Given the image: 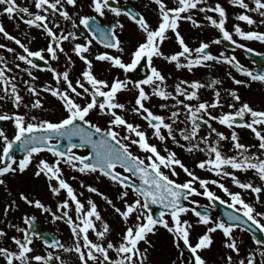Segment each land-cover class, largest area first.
I'll list each match as a JSON object with an SVG mask.
<instances>
[{"label": "snow or ice", "instance_id": "obj_1", "mask_svg": "<svg viewBox=\"0 0 264 264\" xmlns=\"http://www.w3.org/2000/svg\"><path fill=\"white\" fill-rule=\"evenodd\" d=\"M157 5L158 22L156 27H152L143 14L132 9H125L119 6H113L110 0H90L89 7L98 15L105 16L106 12L113 13L116 17L124 15L132 20L138 29L142 32L144 39L139 42L130 55L129 62H125L121 55H112L110 52L96 54L94 59L100 62H108L112 67L121 69L125 73L123 79L113 78L111 83L105 79H100L94 74L93 60L90 46L93 39H86L84 43H75L72 52L84 63L85 68L80 76L75 80L70 79L68 70L58 71L48 64L46 69H41V65L35 62V58L40 61L46 59L56 61L59 59L58 53H63L64 48L61 46L63 41L75 40L77 38V29L80 25L91 34V37L99 40L105 48L116 49L123 53L124 47L122 41L116 32V28H123V24L117 21L116 25L108 29L99 24H94L96 17L84 15L79 17V25L73 16L69 14L66 5L78 7V0H33L34 7L38 12L30 11L28 6H21L17 0H0L3 5L2 14H6L9 19H19L23 23L42 29L49 37V43L46 48L31 50L29 46L16 36L11 35L0 22V34L6 39L13 41L22 49V53L15 55L16 60L24 62L29 67L21 69L26 72L30 80H24L26 90L34 97H37L31 103L32 109L43 107L42 100L39 98L40 91H44L57 98L62 103L65 115L57 122L48 119H38L36 116L27 118L25 114L13 112L12 114H0V120H11L14 124L15 133L10 138L5 130L0 129V177L5 174L23 173L32 162L33 157L42 151L51 153L55 160L49 163L46 160H39L36 165L35 175L44 174L49 181L55 180L56 185H49L53 194H59L65 190L67 197L57 205L60 214L57 215L52 209L46 206L39 199H29L23 193L20 199L26 204L42 210L45 213H52L53 219L64 220L71 226L70 231L74 237V247H65L59 239L46 238L43 234L37 232L34 228L35 216L25 214L22 217L26 227H18L16 231L22 233V236L11 237V240L17 246L16 250H9L6 247H0V256L6 259V264H52L53 260L59 261V264H65L60 256H54L52 251L46 255H32L33 241L39 238L48 248H60L66 253L75 251L78 255L80 264H146L147 249L141 250V242L151 246L148 240L149 234H155L158 227H163L174 237V244L177 249L181 248L180 241L190 250L191 255L187 261L182 259L183 251L180 252V264H207L206 259L202 256V251L207 250L213 243L212 233L217 230L222 231L226 237L225 247L232 252L239 254V245L233 233L235 229L245 226L246 230L264 231V212L256 211L253 204L247 202L241 192L230 191L224 183L216 179L201 178L189 169L178 157L176 152L164 148L166 154H161L156 144L149 142L148 134L141 129L139 124L129 122L121 111L125 109V104L118 101V94L122 91L129 90V85L137 91L135 104L132 111L142 117L152 129V136L161 142L169 138L174 144L186 151L194 150L207 152L208 158L200 160L196 167L215 173L216 176L231 177L232 183L240 189L250 191L254 194L257 201L261 200V194L264 193V184L254 185L250 180L241 181L232 170L247 172L252 170L256 173L260 181L264 182V155L250 153L249 149L254 147L240 142L235 127H244L249 129L258 141L257 152L264 153V110H256L247 102H241V97L236 90H229L227 95L232 98L231 103L227 104L230 111L221 112L219 115H213L210 109L223 108L221 92L217 88L214 91V99L211 103L202 101L199 95V89L203 87H214L222 82L213 80L210 84L205 85L197 80L191 82L186 80L179 81L174 91H168L167 77L153 64V57H160L167 62H174L176 68H187L192 70L195 66L206 65L207 62L213 61L221 64H227L250 78L251 81L264 82V69H251L245 67L236 58L235 55H226L221 52L219 55H213L209 51V43L201 41L195 48L190 47L181 35L179 24L181 21H189L197 27L202 25L194 19L196 10L200 13H216L218 16L205 15L206 21L220 32V37L216 38L213 43L229 41L246 52L251 53L254 49L247 47L244 43H238L234 36L242 40H256L264 42V32L250 30L245 31L239 23L233 25L232 31L226 27L228 19L226 9L216 3L214 6L208 5L207 0H176L173 7H169L165 0H154ZM233 6H238L242 11L236 19L246 22L248 25L257 24L250 12L258 13L261 19L260 25H264V0H252L254 7L246 0H229ZM203 5V6H202ZM51 14V19L49 18ZM59 16L65 21H70L72 31H65L57 22ZM51 25V26H50ZM59 29V33L54 31ZM171 31L178 43L180 50L170 55H165L161 51V45L168 39V32ZM0 49L15 53V49L0 44ZM47 53V57L45 55ZM264 56V53H258ZM66 56L68 67L74 63L71 56ZM183 58V62L182 59ZM147 60L149 74L140 80L130 79L127 74L136 70L142 60ZM15 67L20 69V64ZM32 69H41L50 71L53 74L55 86L46 84L42 89H38L34 81L37 77L33 74ZM12 71L7 66V61L0 56V91L4 96L0 99L8 98L15 108L23 104V97L15 83L16 77L9 76ZM231 76V73H228ZM235 84H245L246 81L232 77ZM146 86L151 88V92L146 91ZM79 89V90H78ZM159 97L164 103L160 108H174L168 117L154 113L146 102L153 97ZM184 99H180V97ZM76 98H84L85 103L77 102ZM175 100L174 104H168L169 99ZM195 100L196 103H192ZM239 106L237 107V104ZM99 109L101 113L109 116L108 127L101 128L88 119L90 112ZM185 116L183 123L185 127H175L176 122L180 119L181 112ZM207 117V119H205ZM250 117V119H246ZM201 121L208 126L206 135H200ZM210 121H217L219 124L232 129L231 141L233 148L236 150L235 155H225L219 146L221 140L228 139L224 133L218 132L211 126ZM117 128H123L126 135L121 136ZM163 130H166V134ZM215 134V140L210 138ZM177 135L186 144H181ZM79 137V143H73L72 138ZM97 137V138H94ZM135 137V138H133ZM66 138L68 143L65 148L61 147V140ZM55 141V142H53ZM127 141V143H125ZM201 144L204 145L201 148ZM130 145H136L140 150L147 153L146 158L142 159L134 155L130 150ZM14 146L19 152L24 153L22 158H16L13 152ZM90 147L91 150L87 155H78L73 152L74 148ZM147 161V162H146ZM64 163L80 173H95L99 171L112 182L122 188L120 199L124 202L123 210L116 207L112 200L104 193L99 192L97 188L88 185V191L101 195L102 198L111 205L114 211L125 221V230L121 234L118 244H113L107 240L110 232L109 224L103 220L97 204L88 199L87 207L78 198L74 188L63 178V172L60 167ZM117 165L124 168L128 175L116 171ZM177 166L183 170L189 177L183 183H178L162 169H167L172 176H177ZM133 177L136 179L134 180ZM137 181H139L137 183ZM0 179V184H3ZM199 185V189L196 185ZM217 185L227 196L229 201H224L219 195L209 188V185ZM129 191L134 193V199L131 203L126 199ZM192 195L202 196L208 199L209 207H214L215 201L228 204V207L235 211L227 213L228 220H213L208 211H200L197 207H189L184 201L190 199ZM69 200L74 202L76 220L69 215L67 209L70 207ZM15 202H13L14 204ZM192 205H198L199 202L191 200ZM151 205H161L162 210L159 216L153 215ZM8 208H5V212ZM191 212L197 217V224L206 226V231L199 235L197 242H190V234L193 229L192 223L187 219H182V215ZM242 213V215H240ZM135 215L134 223H127L131 216ZM170 217L169 219H166ZM96 221L100 222V229L97 230ZM95 233L96 240L88 236L89 230ZM6 233L0 229V237H5ZM107 240L106 246L104 241ZM253 240L264 257V239L256 238ZM109 250H114L117 254L116 259H110ZM247 264H254V256L250 253L246 258ZM226 264H234L232 255L226 257ZM238 264H245L241 259Z\"/></svg>", "mask_w": 264, "mask_h": 264}, {"label": "flooded vegetation", "instance_id": "obj_2", "mask_svg": "<svg viewBox=\"0 0 264 264\" xmlns=\"http://www.w3.org/2000/svg\"><path fill=\"white\" fill-rule=\"evenodd\" d=\"M113 6H119L125 9H132L136 12L143 14L144 17L148 20L152 27L157 26L158 16H157V5L154 3V0H110ZM249 3L250 8L254 7L252 0H246ZM17 3L21 6H28L30 11L38 12L39 10L34 7L33 0H17ZM165 3L169 7H173L176 4V0H165ZM208 5L214 6L216 3H220L227 12L228 19L226 21V27L229 31H232L233 25L239 23L240 26L245 31L256 30L264 32V25L259 24V17L258 13L250 12L254 19L257 20V24L255 25H248L246 22L238 21L236 17L244 11L238 6H233L229 3V0H207ZM90 0H78V7L68 6L66 5L69 14L73 16V19L76 20V23L79 25V17L88 15V16H95L96 19L93 22L94 24H99L105 28H112L116 25L117 21L123 24V28H116V32L119 35L120 40L122 41V46L124 47V52L120 53L116 49H108L99 42V40L94 39L91 37V34L87 32L86 29L83 28L82 25L79 26L77 31V38L73 40H67L62 42V47L64 48L63 53H58L59 59L56 61H51L46 59L45 61H40L38 58H35V62L41 65V69H46L48 64H51L52 67L56 68L58 71L68 70L70 73V79L75 80L80 76V73L84 70L85 65L84 63L72 52V48L74 47L75 43H84L86 39H93V43L90 46L91 55L89 56L90 59L93 60L94 66V74L100 78L105 79L111 83L113 78L119 77L123 79L125 77V73L116 67H112L108 62H100L94 59L96 54L102 52H110L112 55H121L122 59L125 62H129L130 55L132 51H134L135 47L138 45L139 42H142L144 36L142 32L138 29L136 24L130 20L128 17L121 15L116 17L111 12H106V15L101 17L98 16L90 7ZM203 6V5H202ZM3 5H0V22H2L4 28L13 36L21 39V41L29 46L31 50H37L40 48H46L49 43V37L44 33L42 29H38L33 26H29L19 19H9L6 14H2ZM194 12V19H196L202 27H197L193 25L189 21H181L179 24V31L181 35L184 37L186 43L189 44L190 47H197L201 41L208 42L210 47L209 51L213 55H219L221 52H224L226 55H235L236 58L243 64L245 67L257 70V69H264V56L258 55V53H264V42L256 41V40H242L238 36H234V39L238 41V43H244L247 47L254 49L253 52L248 53L244 49H241L235 45H232L229 41H222L221 43H213V41L220 37V32L217 28L211 26L205 19V15H213L218 16L216 13L208 12V13H200L196 10ZM49 18L51 19V14H49ZM57 22L60 26L65 29V31H72V25L70 21H65L59 16L56 17ZM51 26V25H50ZM59 33V29H54ZM168 39H166L163 44L161 45V51L165 55H170L174 52L180 50L178 43L176 42L174 34L169 31L168 32ZM0 38L7 40L8 44L7 47H11L15 49V53L18 54L22 53V49L19 48L13 41L6 39L2 34H0ZM8 52V51H7ZM72 57L74 63L71 67H68L66 63V56ZM47 57V53H45ZM182 62H183V58ZM20 69L15 67L16 64L7 65L9 68L12 69L9 76H15L16 80L15 83L17 84L20 94L23 97V104L28 105V107L21 106L19 109L15 108L13 103L8 99H0V114L8 113L9 115L13 112H19L21 114H25L27 118L31 116H36L38 119H48L52 122H57L60 118L65 115L64 109L62 107L61 101L57 98L51 96L50 94L40 91L39 98L42 100L43 107L39 109H32L31 103L37 97L32 96L27 90L26 86L24 85V80H30V77L27 75L26 72L21 71V69L29 67L24 62L19 61ZM153 64L156 66L166 77L167 83V90L174 91L175 85L181 81H193L197 80L202 84L208 85L213 80H220L222 83L219 85H215L214 87H203L199 89V95L202 101H208L211 103L214 97L215 89H219L221 92L222 103L224 105L223 108H215L210 109L213 115H219L221 112L230 111L227 107L228 103L233 102L232 98L227 95L229 90H236L241 97V102H247L251 107L256 110H264V82L259 81H251L249 77L242 75L240 72L236 71L234 68L229 67L227 64H221L213 61H209L206 65L195 66L192 70H188L187 68H176L174 62H167L163 58L160 57H153ZM41 69H32L33 74L37 77L34 81L38 89H42L46 84H52L55 86V81L53 79V74L47 70ZM149 68L147 65V60H142L141 64L138 65L137 69L128 73L127 76L133 80H140L144 79L149 74ZM231 73V76L228 73ZM232 77L236 79L246 81L245 84H235L233 82ZM79 90V89H78ZM146 91L151 92V88L146 86ZM137 91L129 85V90L122 91L118 94V101L120 103L125 104V109L121 111V114L129 121L134 124H139L141 129L144 130L149 137V142L156 144L158 149L161 151V154H166L164 152V148L167 147L169 150L176 152L177 157L191 170H193L196 175L200 176L201 178L206 179H216L219 180L221 183H224L226 187L230 189V191L241 192L243 198L253 204L258 212H264V193L261 194V200L257 201L255 199L254 194L250 191L242 190L237 185L232 183L231 177H224V176H216L215 173L202 170L196 167L197 163L200 160L207 159L208 154L207 152H202L198 150H194L192 152H188L185 148H181L174 144L172 140L169 138L165 142H161L155 137L152 136V129L148 126L147 122L142 119L139 115L135 114L132 111V108L135 104V98L137 96ZM4 96V93L0 91V97ZM77 102L83 104L86 102L84 98H76ZM180 99H184V97H180ZM161 98L153 96L150 101L146 102L147 106L151 108L154 113L164 115L168 117L171 111H174V108H160V104L164 103ZM168 104H174L175 100L169 99L167 101ZM192 103H196L195 100ZM239 103L237 104V107ZM88 119H90L93 123L97 124L101 128L108 127V120L110 119L109 116L101 113L99 109H95L90 112ZM207 119V117H205ZM246 119H250V117H246ZM185 120V116L183 111L181 112L180 119L176 122L175 127H185L183 121ZM211 126L216 128L218 132L224 133L225 137L228 139L221 140L219 146L221 151L225 155H235L236 150L233 148L232 141L230 139L232 129L227 128L224 125L219 124L217 121H210ZM1 125H3V130H5L6 134L10 130L11 137L14 136L15 128L14 124L11 120H0V129ZM117 131L120 132L121 136L126 135V131L123 128H117ZM208 126L201 121V130L200 135H206L208 132ZM166 134V130H163ZM235 131L237 132L240 142L253 145L254 147L249 149L250 153H257L258 155H264V153L257 152L258 149V141L254 134L247 128L244 127H235ZM135 138V137H133ZM177 139L180 140L181 144H186L187 142L183 141L178 135ZM217 139L215 134L210 138V140ZM55 142V141H53ZM73 143H79V138H72ZM67 139L64 138L61 140L60 144L62 148L67 146ZM127 143V141H125ZM15 147V146H14ZM204 145L201 144V148ZM90 147L85 148H74L72 149L73 152L77 153L78 155H87L90 151ZM130 150L133 152L134 155L139 156L140 158L144 159L147 156V153L140 150L136 145H130ZM15 155L17 160L22 158L17 151H15ZM46 160L49 163H52L55 160V157L47 152L42 151L39 154H36L32 162L37 164L39 160ZM36 161V162H35ZM147 162V161H146ZM63 164V163H61ZM165 171L170 178L175 179L178 183H183L189 177L186 173L183 172L178 166L176 168V172L178 173L177 176H172L171 172L167 169H162ZM228 171H234L236 176L243 182L250 180L254 185L256 184H264V182L260 181L256 173L252 170L247 172L232 170L230 168L227 169ZM116 171L121 172L124 175H128L125 172L124 168L120 165H117ZM96 180H98L97 184H91L95 188L99 190V192L104 193L109 199L112 200L113 204L116 207H119L123 210L124 202L120 199V193L122 192V188L112 182L109 178L105 177L99 171L95 172ZM135 180L136 178L133 177ZM139 181H137L138 183ZM196 187L199 189V185L197 184ZM209 188L214 191L217 195L221 197L224 201H229L230 198L225 194L217 185H209ZM94 199H99L102 197L96 193L91 194ZM129 203L132 202L134 199V193L129 191L128 197L126 198ZM102 200H104L102 198ZM191 200H196L199 202L198 205H192ZM105 201V200H104ZM106 202V201H105ZM184 203L189 207H197L198 210L204 212L208 211L211 215L213 220L217 219H224L225 221L228 220L227 213L235 211L228 207V204L220 203V201H215L214 207H209L210 201L207 198L197 195H192L189 200L184 201ZM109 207L113 208L111 205L106 203ZM152 208L153 215L158 217L160 211L162 210L161 205H153ZM242 215V213H240ZM119 218L114 216L108 217V223L110 226V232L107 236V240H110L114 245L118 244L120 241L121 234L125 230V221L118 215ZM121 219V220H120ZM166 219L170 220V217L166 216ZM182 219H187L192 223L193 229L190 234V242L195 244L197 242V238L199 235H202L206 231V226L203 224H197V217H195L191 212L185 213L182 215ZM121 221L120 224L118 221ZM135 222V215L129 218L127 223L131 224ZM264 223V221H261ZM111 223H115L112 225ZM120 225V226H119ZM46 227V226H45ZM69 231L71 226L67 223L65 226ZM47 228V227H46ZM51 232H54L59 237L61 243H63V238H60L59 234L52 229L47 228ZM71 233V231H70ZM72 234V233H71ZM255 234L256 238L264 239V231H258L253 229L252 231L246 230L245 226H241L240 229L234 230V237L238 242L239 245V254L232 252L230 249L225 247L226 237L223 236L222 231L217 230L216 232L212 233L213 243L207 250L202 251V256L206 259L207 264H226V257L228 255H232L234 264H238V261L241 259L245 260V264H247L246 258L251 253L254 256V264H264V257H261L260 252L258 250L259 246H257L253 240V235ZM88 236L92 240H96L95 233L90 231L88 232ZM107 240L104 241L105 246ZM148 240L150 241L151 246H148L141 242L139 247L141 250L147 249V260L146 264H180V257L181 250L183 251L182 259L187 261L189 256L191 255L190 250L180 241L181 248L177 249L174 244V237L170 234L166 229L163 227H158V230L155 234H149ZM34 243L38 245L40 248L43 246L47 249L51 250H59L60 248L52 249L45 246L42 241L37 238L34 239ZM74 242L71 243V247H73ZM109 257L110 259H116L117 254L114 250H109ZM52 264L53 261H52ZM75 264H80L78 255L75 256Z\"/></svg>", "mask_w": 264, "mask_h": 264}, {"label": "rangeland", "instance_id": "obj_3", "mask_svg": "<svg viewBox=\"0 0 264 264\" xmlns=\"http://www.w3.org/2000/svg\"><path fill=\"white\" fill-rule=\"evenodd\" d=\"M0 44L7 46L8 41L0 38ZM15 55L16 54L7 52L6 49H0V56L7 61V65L21 63L16 60ZM8 131L7 135L11 137L10 130ZM0 147H2V143H0ZM36 165L37 164L31 162L29 167L23 173L18 171L15 174L9 173L0 177V179H3L4 181L3 184H0V229L6 233L5 237H0V247H6L9 250H16L17 246L11 240V237H20L22 236V233L17 232L13 225L26 227L23 223L22 217L27 214L29 216H35L39 222H44L47 228L57 232L60 238H63L64 246L70 248L71 243L74 242V237L65 227L67 224L64 220H55L53 219L51 212L45 213L40 209L26 204L20 199L21 193L28 196L29 199H39L46 206L50 207L53 212H56L57 215L60 213V210L57 209V205L61 201L69 199L65 190H61L59 194H53L51 192L49 185H56L57 182L55 180L49 181L44 174L39 176L35 175V172L37 171ZM60 167L63 172V178L71 184L75 192L78 194V198L85 204V207H87L88 199H92L97 204L98 210L104 221L108 223L109 216L119 218L114 209L109 207L106 202L102 200V197L94 199V197L91 196L92 192L88 191V185L97 184L100 186L98 180H96V177L99 175H96L95 173H80L64 163L61 164ZM13 202L15 203L13 204ZM69 203L70 207L67 211L69 212V215L73 217V220H76L74 202L69 200ZM6 207L8 208L7 212H5ZM120 220L118 221L119 224L121 222ZM95 223L97 230H99L101 227L100 222L96 221ZM111 224L114 225L115 223ZM90 231L92 230L90 229ZM32 247V255H46L48 251H52L54 256H60V258L65 261V264H75V256L77 255L75 251L66 253L62 249L51 250L43 246L40 248L34 243V241ZM53 263L59 264V261L53 260ZM0 264H6V259L3 256H0ZM15 264H19V261H16Z\"/></svg>", "mask_w": 264, "mask_h": 264}, {"label": "water", "instance_id": "obj_4", "mask_svg": "<svg viewBox=\"0 0 264 264\" xmlns=\"http://www.w3.org/2000/svg\"><path fill=\"white\" fill-rule=\"evenodd\" d=\"M2 128H3V125H1V129H2ZM75 138H79V137H75ZM94 138H97V137H94ZM90 149H91V148H90ZM15 151H17L20 155L24 154V153H22V152H19V151L17 150L16 147L13 148V152H15ZM153 207H154V206L151 205V208H153ZM65 220H66V219H65ZM34 228H35V230H36L37 232L43 234V236L46 237V238H49V239H51V238H56V239H58L57 236H56L54 233H52V232L48 231L47 229H45V227H44V223H39V222H37L36 219H35V221H34Z\"/></svg>", "mask_w": 264, "mask_h": 264}]
</instances>
